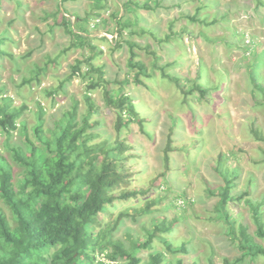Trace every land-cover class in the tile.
<instances>
[{"label":"rangeland","instance_id":"374dc122","mask_svg":"<svg viewBox=\"0 0 264 264\" xmlns=\"http://www.w3.org/2000/svg\"><path fill=\"white\" fill-rule=\"evenodd\" d=\"M127 2L106 0L103 3H108L109 7L99 8L96 0H67L64 3L62 0H4L0 8V34L6 37L4 49L12 52L13 56L0 57V87L5 89L6 95L13 96L15 104L29 105V109L19 119V129L14 131L11 139L14 146L26 148L29 142L39 143L35 131L37 103L46 108L47 123L51 122L50 115L57 114L62 105L71 102L72 95L79 101V107L84 108L82 95L86 89V79L81 76L66 82L62 91L49 94L53 87H58L64 80L69 65L87 53L81 49H69L61 53L69 45L70 37L60 23H54V19L61 21L63 14L71 15L72 19H75L74 14L81 17L90 14L87 29L94 38L93 42L103 51L96 58V64L104 66L106 76L110 79H122L128 73L133 78V73L127 67V46L115 47L121 36L112 18L114 11L123 13V5ZM162 2L164 5L175 6L156 11L138 8L136 15L139 20L134 25L138 33L130 34L128 28L124 38L136 40L145 46L150 45L151 51L161 55L160 62L172 61L167 71L174 75L193 79L200 68L198 82L210 88L208 97L211 101H196L190 94L188 98L191 101L185 103L175 83L163 78L157 68L153 76L141 77L145 85L132 82L126 86L125 91L133 95L141 119L145 120L149 131V135L142 132L139 121L130 124V132L128 129L123 131V135H127L134 144L132 151L136 154L129 163L133 166L132 170L137 171L132 176V187L141 186L149 188V191L111 209L117 213L128 206H142L147 198L164 195L162 186H171L193 201L187 209L186 219H180L172 228V237L191 238L190 252L199 259V264H226L225 257L232 259L238 254V249L228 236L225 224L211 220L214 215L213 200L206 198L203 179L220 181L213 169L220 152H226L231 157L229 166H233L232 159L236 158L242 173L235 192L251 191L230 205V213L237 226L242 221L253 229V206L247 201L251 199L253 204L262 202L264 219V142L257 140L250 130V122L254 120L264 133V105L256 101L259 96L248 67L252 61L246 58L249 52L247 48L257 43V62L264 60V6L258 5L257 0ZM202 5H210L203 7L199 13L201 17L207 16L209 22L214 17L227 16L211 25L191 22L183 16V13H195ZM133 16L130 14L129 17L133 20ZM105 18L107 21H104ZM173 19V29L181 32V36L169 42H161L170 31ZM183 26L187 27L186 32L182 31ZM142 28L144 32H141ZM138 53V58L153 71L154 55L146 48H139ZM49 56H59L57 63L46 64ZM252 60L256 61L255 58ZM36 64L45 66L41 73V83L23 84V78L30 75V70ZM258 71L263 77L264 63L260 64ZM118 86L114 84V87ZM94 96L101 106L94 117L102 119V123L95 128L101 132L96 140H102L107 135L114 138V123L118 113L106 106L100 90L94 92ZM169 115L177 119L174 144L178 147L186 145V148L172 152V170L166 178L170 185H167L164 184L161 172L164 169L163 146L170 125ZM5 139L4 134L0 135V149L12 164L14 183L19 186L17 181L21 179L22 167L14 153L6 149ZM166 201L159 200L152 208L160 209ZM163 213L172 217L177 212L171 209ZM178 213L183 215L181 209ZM147 216H140L136 220L132 217L124 218L116 235L125 240L129 234L141 236L144 233L143 222H150ZM148 254L147 250L141 252L145 259ZM239 264L249 262L246 260ZM256 264H264V257L257 260Z\"/></svg>","mask_w":264,"mask_h":264},{"label":"trees","instance_id":"16d2710c","mask_svg":"<svg viewBox=\"0 0 264 264\" xmlns=\"http://www.w3.org/2000/svg\"><path fill=\"white\" fill-rule=\"evenodd\" d=\"M66 1L62 0L63 3ZM96 1L99 8L109 7L108 3H103L106 0ZM162 1L128 0L123 5L122 14L120 11L112 13L116 31L121 36L115 47L127 46V67L133 73L132 79L129 73L122 79H110L106 76L104 66L96 64V58L103 51L93 42L94 38L87 29L90 14L84 17L74 14L75 19L63 14L61 21L54 19V23H60L70 37L69 45L61 53L69 49L86 50L87 53H83L81 58H76L69 65V72L65 74L64 80L58 87H53L49 94L62 91L66 82L81 76L86 79V89L82 95L84 108L79 107V101L72 95L71 102L62 105L57 114L50 115L51 122L47 123L46 108L37 103L35 131L38 144L29 142L23 148L11 143L14 131L20 127L19 119L29 109V105L15 104L13 96L6 95L5 89L0 87V135H5L6 149L14 153L22 167L21 179L17 181L19 186H16L13 166L0 149V264H199V259L190 252L191 238L174 239L170 234L180 219H186L187 209L193 203L186 194L179 193L171 186H162L165 194L147 198L142 206H128L117 213L111 209L149 191V188L141 186L132 187V176L137 171H133V166L129 163L136 154L132 151L134 144L127 135H123V131L128 129L130 132V124L136 121L140 122L142 132L149 135V131L145 120L141 119V112L138 111L133 95L125 91L126 86L132 82L145 85L141 77L153 76L154 69L157 68L163 78L175 83L183 94L185 103L191 101L188 98L190 94L196 101H211L208 97L210 88L198 82L201 75L199 67L198 75L193 79L174 75L167 71L173 64L172 61L160 62L161 55L151 51L150 45L145 46L136 40L124 38L128 28L130 34L138 33L134 28L139 20L136 15L138 8L156 11L175 6L164 5ZM3 2L4 0H0V8ZM257 3L264 6V0H257ZM208 6L210 5H202L195 13H183V16L191 22L205 25L218 23L220 18L227 16L214 17L209 22L207 16L201 17L199 14L203 7ZM130 14L134 15L133 20L129 17ZM174 23L175 19L171 20L170 31L161 42H169L181 36V32L173 29ZM140 30L145 31L143 28ZM182 31L186 32L187 27L183 26ZM5 41L6 37L0 34V57H12L13 53L4 49ZM250 45L246 58L252 62L248 67L259 96H255L256 101L264 105V76L261 77L258 71L264 60L257 62L258 45ZM139 48H146L154 55L153 71L138 58ZM58 57L49 56L46 64L57 63ZM253 58L256 61L253 62ZM44 69L45 66L36 64L30 70V75L23 78V84H40ZM114 84L119 86L114 87ZM97 90L102 92L106 106L118 113L114 123V138L107 135L102 140H96L101 132L95 128L102 123L100 117H94L101 108L94 96ZM169 118V130L163 146L164 169L161 172L164 184L167 185H170L166 178L172 170V152L178 148H186V145L178 147L174 144L177 119L174 115H169ZM24 122L26 123L25 119ZM250 130L257 140L264 142L261 126L254 120L250 122ZM229 160L231 157L226 152H220L213 167L220 181L203 179L206 198L213 200L214 215L211 220L225 224L228 236L238 249V254L232 259L225 257L226 264H239L246 260L249 264H256L257 260L264 257L262 202L253 204L251 199L247 200L253 206V229L242 221L237 226L230 213V205L251 190L235 192L239 186L242 167L236 158L232 159L233 166H229ZM151 185L154 186L153 180ZM159 200L167 201L160 209L152 208ZM171 209L177 213L181 209L183 215L175 213L169 217L170 215L163 213ZM156 212L159 214H154ZM143 215H148L150 222H143L144 233L141 236L129 234L125 240L116 235L124 218L132 217L136 220ZM143 250L149 251L146 259L141 255Z\"/></svg>","mask_w":264,"mask_h":264}]
</instances>
